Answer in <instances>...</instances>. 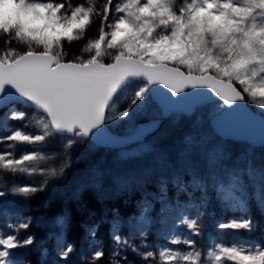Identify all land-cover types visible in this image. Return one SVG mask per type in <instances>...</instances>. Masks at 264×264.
I'll list each match as a JSON object with an SVG mask.
<instances>
[{"label":"snow or ice","instance_id":"obj_1","mask_svg":"<svg viewBox=\"0 0 264 264\" xmlns=\"http://www.w3.org/2000/svg\"><path fill=\"white\" fill-rule=\"evenodd\" d=\"M16 4L20 17L0 26V70L4 73L0 89L11 88L32 102L49 123L39 134L16 129L2 139L20 144L42 143L51 135L49 127L57 131L66 127L70 135H80L71 125L55 123L56 113L48 104L35 102L38 95L49 90H87L91 86L87 78L73 79L78 72L85 77L98 74L105 80L114 78L109 104L125 89L130 90L131 97L122 105L118 118L139 126L140 132L132 140L142 138L175 110L186 108L189 117L205 110L216 116L224 108L247 105L254 97L259 102L252 103V107L264 112V97L256 96L264 90V0H182L180 4L177 0H80L75 5L71 0H16ZM45 23L47 27H43ZM92 28L95 31L89 34ZM29 36H38L39 44H25ZM190 74L202 77L200 88L193 85L189 90L185 83L177 86L170 82L181 77L187 81ZM152 86L166 90L162 102L151 95ZM224 88H230L235 95H227ZM204 96L210 97L208 104L201 103ZM153 112L160 113V118L150 120ZM24 116L23 112L11 113L13 119ZM84 132L85 138L90 136L87 129ZM75 143L70 139L65 148L70 151ZM152 151L156 167L147 166L142 175L113 173L97 164L82 170L83 176L70 194L62 191L42 201L45 209L59 204V212L52 215L59 234L48 233L49 237L56 235L55 257L67 260L75 251L73 243H64L73 225L74 205L83 213L89 193L101 205L126 193L123 203L135 198L138 211L125 216L118 206L103 208L102 219L87 229L85 239L91 241L90 248L94 246L89 264H104L105 244L97 231L107 223L111 224V264H264V246L260 244L212 241L205 248L197 239L168 230L173 209L193 206L198 191L201 196L196 199L206 208L207 189L212 182L221 183L225 176L231 177L225 147L194 131L183 138L179 147L165 145ZM40 155L25 152L15 158L0 153V168L13 173L24 171L26 162ZM70 164L69 158L59 173L51 170L47 175H61ZM47 183L45 180L39 185L16 184L0 189V198L11 195L31 199L42 193ZM257 208L264 216V202ZM2 211L10 214L8 209ZM109 211L114 214L111 221ZM96 214L97 210L89 211L91 216ZM203 215L202 210L195 218L184 215L177 223L185 225L193 237H200ZM44 218L41 213L38 228L43 226ZM30 225L32 217L18 225L10 224L11 233H0V264H33L37 236H20V230ZM217 227L254 230L251 217L233 219ZM44 253L41 260L46 259L47 249Z\"/></svg>","mask_w":264,"mask_h":264},{"label":"rangeland","instance_id":"obj_2","mask_svg":"<svg viewBox=\"0 0 264 264\" xmlns=\"http://www.w3.org/2000/svg\"><path fill=\"white\" fill-rule=\"evenodd\" d=\"M182 0H177L180 4ZM73 5L75 3L71 1ZM5 5H8L6 8ZM21 15V10L16 4V0H0V26L8 22L14 21ZM43 27H47L45 23ZM95 31L94 28L90 29V33ZM40 38L38 36H29L23 42L36 46L39 44ZM2 44V42H0ZM218 55H226V53H217ZM107 58V57H106ZM258 97H264V90L256 93ZM131 97V92L125 89L120 97L110 106L107 117L106 125L115 134H128L134 131L136 123L128 119H121L119 113L121 107ZM251 102L248 104L256 113L264 117V112L260 109L252 107V103H258L255 98H250ZM225 109V108H224ZM224 109L218 111L216 116ZM23 112L25 116L23 119H13L11 113ZM212 111L205 110L201 113H196L191 117L184 113H175L168 119L164 120L159 128L143 143L135 146H130L117 150H109L97 147L92 141L82 137L72 135H60L55 132L53 127L47 129L51 135L46 138L42 143L33 144H20L13 143L2 139L11 135V132L20 129L25 133L39 134L44 130V125L49 123L42 112L36 109L27 107L25 105H15L6 107L0 111V153L11 154L15 158H19L25 152L41 154L36 159L26 162L23 166L24 171L19 169L13 173L7 169L0 168V189H10L16 184H35L39 185L48 181L45 190L37 194L31 199H25L19 196H6L0 198V233L8 234L12 232L9 225H18L25 222L28 217H32V225L27 230H20V236H27L29 233L36 234V245L34 246V255L32 256L33 264H79L81 261H88L91 251L94 246L90 248L91 241L86 240L87 229L97 224L103 216V208L108 207L111 209L114 206L121 208L123 215L131 214L138 211L135 203V198L131 202L124 204L123 200L126 193L115 199L107 200L103 205L95 198L92 193L85 197L84 203L86 209L81 213L75 205L73 206L74 220L71 230L69 231L65 245L73 243L75 251L70 254L67 260H60L55 257V248L57 247L56 235L59 234V228L56 227L52 221L53 213L59 212V204L53 205L51 209L43 207V200H50L54 195L60 192H65L66 195L70 194L83 176L84 168H91L94 165L100 164L105 169H110L113 173H132L133 168L131 161L137 158L138 170L143 171L147 166L151 165L156 167L152 161L153 149H159L165 145L169 147H179L182 144L183 138L192 132H197L198 135L203 137L212 138L215 142L222 144L225 147L226 155L229 156L228 165L232 172L231 177L225 176L221 183L212 182L207 189L209 197L208 206L205 208L199 203L201 193H196L194 198V205L188 207H180L173 209L168 217V230L174 231L176 234L182 236H189L197 239L205 248H207L212 241L222 242L224 244H237V245H251L260 244L264 246V216H262L257 208L258 203L264 202V176L261 171L264 170V146H255L248 141H233L225 139L215 133L211 126V120L215 117ZM160 118V113H150L149 119ZM203 121V126H201ZM73 139L76 141L75 146L71 150L65 148V144ZM53 142L52 145L49 143ZM69 158L71 164L65 168L63 174L56 177H49L47 173L55 170L57 173L60 169L68 164ZM129 160L125 163L124 161ZM251 162V171L249 165ZM44 170L45 174L41 175L40 172ZM182 199H187L182 197ZM243 202V205L242 203ZM222 207L219 214L218 222L211 219L209 213L210 204ZM23 204H29L27 207H18ZM254 209H251V207ZM8 209L10 214H5L2 210ZM90 210H97L95 216L89 215ZM204 215L200 218L202 223V234L200 237H193L185 225L178 224L177 221L184 215L189 218H195L200 211ZM41 213L45 214L42 227H37V220ZM109 221L114 218V214L109 211ZM251 217L254 225V230L248 231L245 229H219L217 227L220 223H228L233 219L244 220ZM85 225L86 227H83ZM108 237L105 238V250L111 251L112 237L111 224H103L101 226ZM49 232L56 235L48 236ZM100 228L97 231L99 236ZM104 241V239H103ZM137 244L140 240L135 241ZM161 243L166 241L161 240ZM44 249H47L46 259L41 260L45 255ZM23 250H18L22 252ZM17 253V254H18ZM110 259V258H109ZM131 259V258H130ZM111 261V259H110ZM139 262V261H138Z\"/></svg>","mask_w":264,"mask_h":264},{"label":"water","instance_id":"obj_3","mask_svg":"<svg viewBox=\"0 0 264 264\" xmlns=\"http://www.w3.org/2000/svg\"><path fill=\"white\" fill-rule=\"evenodd\" d=\"M82 78H87L91 85L87 90H49L38 95L35 102L42 106L46 103L53 109L56 113L55 123H59L62 126L71 125L73 129L79 131V136L82 138H85L86 134L84 130L87 129V133H90V136L85 139L93 141L97 146L108 147L113 150L142 142L148 135L154 133L159 128L160 124L152 129V131H146L143 137L138 140H132L140 132L138 125H136L134 132L129 134L113 133L107 127L105 120L108 109L112 104H109V101L111 100V93L114 91V78L105 80L98 74L85 77L84 74L79 72L73 76L74 80ZM201 79L202 77L190 74L187 81L181 77L172 78L170 82L177 86L179 83H185V86L191 90L193 85L197 88L201 87ZM3 80L4 73L3 70H0V88L3 87ZM223 90L229 96L235 95V92L230 88H224ZM166 94V90L160 89L158 86H152L151 95L161 100V102L162 97ZM209 101L210 97L204 96L201 98V103L203 104H208ZM16 104H22L42 112L32 102L19 97L13 89H0V111ZM187 111L188 109L186 108L175 110L171 115L175 113L185 114ZM49 117L51 118V113ZM211 126L217 135L225 139L248 141L257 147L264 146V117L256 113L248 104L225 108L211 120ZM53 128L58 134L70 135L66 127L63 131H57L55 127Z\"/></svg>","mask_w":264,"mask_h":264},{"label":"trees","instance_id":"obj_4","mask_svg":"<svg viewBox=\"0 0 264 264\" xmlns=\"http://www.w3.org/2000/svg\"><path fill=\"white\" fill-rule=\"evenodd\" d=\"M73 1L75 4L80 2V0H71ZM50 145L53 144V142L49 143ZM127 163V162H125ZM111 195V193H110ZM29 204H23L21 206H18V207H27ZM86 209V208H85ZM221 207H217L215 210H214V213L213 215L211 216V219L212 221H218L219 220V217L218 215L220 214V211H221ZM252 209H254V207H252ZM99 236L100 238L102 237L104 239V243H105V238L108 237V234L105 232V230L100 227V232H99ZM131 259L135 260L136 258L134 256H130ZM79 264H89V261H82L80 262ZM104 264H111V261L110 259L108 258V255H107V252H106V255H105V258H104ZM136 264H139L138 261H136Z\"/></svg>","mask_w":264,"mask_h":264},{"label":"bare ground","instance_id":"obj_5","mask_svg":"<svg viewBox=\"0 0 264 264\" xmlns=\"http://www.w3.org/2000/svg\"><path fill=\"white\" fill-rule=\"evenodd\" d=\"M105 123H106V121H105Z\"/></svg>","mask_w":264,"mask_h":264}]
</instances>
